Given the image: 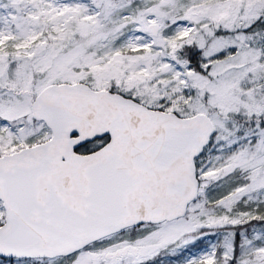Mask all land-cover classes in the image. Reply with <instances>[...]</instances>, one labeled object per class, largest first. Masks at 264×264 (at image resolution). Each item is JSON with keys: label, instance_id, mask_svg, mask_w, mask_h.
<instances>
[{"label": "snow or ice", "instance_id": "snow-or-ice-1", "mask_svg": "<svg viewBox=\"0 0 264 264\" xmlns=\"http://www.w3.org/2000/svg\"><path fill=\"white\" fill-rule=\"evenodd\" d=\"M0 264H264V0H0Z\"/></svg>", "mask_w": 264, "mask_h": 264}, {"label": "rangeland", "instance_id": "rangeland-1", "mask_svg": "<svg viewBox=\"0 0 264 264\" xmlns=\"http://www.w3.org/2000/svg\"><path fill=\"white\" fill-rule=\"evenodd\" d=\"M201 247H203L202 244H197V245H195V246L192 248V251H193V252H196V251H198Z\"/></svg>", "mask_w": 264, "mask_h": 264}]
</instances>
